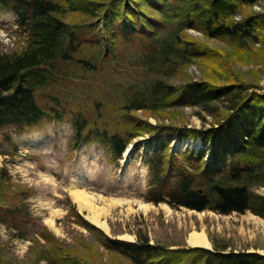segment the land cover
Listing matches in <instances>:
<instances>
[{"label": "trees", "instance_id": "16d2710c", "mask_svg": "<svg viewBox=\"0 0 264 264\" xmlns=\"http://www.w3.org/2000/svg\"><path fill=\"white\" fill-rule=\"evenodd\" d=\"M0 7L16 15L25 42L0 52V131L24 132L68 117L72 148L94 139L116 161L147 135L145 200L264 218V193L257 189L264 186V87L249 81L234 61L213 67L214 73L207 69L202 78L181 72L188 64L225 61L205 41L188 38L189 29L227 42L237 62L264 66V0H0ZM126 64L137 74L122 82L118 68ZM175 106L198 107L205 122L201 111L212 120L185 129L161 122L160 113ZM138 110L157 113L159 122L137 116ZM111 112L117 120L108 125ZM177 139H201L203 146L176 150ZM29 194L0 166V221L18 228L21 237V223L31 215ZM83 225L132 264H264L263 254L227 251V245L169 247ZM60 250L47 254L49 263L89 264ZM0 264H14L3 259L1 248Z\"/></svg>", "mask_w": 264, "mask_h": 264}, {"label": "rangeland", "instance_id": "374dc122", "mask_svg": "<svg viewBox=\"0 0 264 264\" xmlns=\"http://www.w3.org/2000/svg\"><path fill=\"white\" fill-rule=\"evenodd\" d=\"M17 27L16 15L0 7V52L22 48L25 42L16 31ZM187 37L205 41L225 61H220V65L215 59L205 66L188 64L181 71L186 77L192 74L202 78L207 75V69L214 73L213 67L224 69L226 62L234 61L237 70L243 72L249 81L264 87V66L248 61L237 62L227 42L207 38L195 29H189ZM118 69L122 82L135 79L137 72L131 65ZM199 110L194 106L169 107L160 113L164 117L160 121L183 129L207 126L212 117L201 111L207 117L205 122L198 114ZM114 113H110L113 116L109 115L108 125L117 120ZM135 114L153 123L159 122L157 113L138 110ZM7 133L10 134L8 140L4 137ZM73 135V124L68 117L57 124L47 121L24 132H17L15 127L0 131V166L9 169L14 183L29 189L25 202L28 213H31L29 221L21 223L26 234L24 237L15 232L18 228L0 221V248L4 260L14 264H51L45 257L53 248L60 247L58 254L77 255L89 264H132L124 256L104 247L98 232L88 229L83 225L84 221L114 238L137 240L140 235L147 237L150 243L169 247L193 246L189 242L190 232L203 230L211 242L209 248L214 244L227 245V251L264 255V218L257 214L250 211L229 214L209 209L199 211L145 200L150 177L143 154L147 151L145 145L150 136L136 138L127 148L130 152L116 161L111 152L94 139L81 143L78 150H71ZM189 141L177 139L173 142V149L186 148ZM74 180L81 189L97 197V204L115 201L104 215L109 224L108 231L90 219L89 209H82L75 201L70 190ZM259 191L264 193V186L259 187ZM141 203H149L151 207L145 209ZM52 217L54 226L47 222ZM42 234L47 236L48 242Z\"/></svg>", "mask_w": 264, "mask_h": 264}, {"label": "bare ground", "instance_id": "6f19581e", "mask_svg": "<svg viewBox=\"0 0 264 264\" xmlns=\"http://www.w3.org/2000/svg\"><path fill=\"white\" fill-rule=\"evenodd\" d=\"M198 142V146H197ZM202 140L198 139L195 140V145L199 148L203 146ZM129 153V149L125 151V154L127 155ZM79 183L77 180H74L70 190L71 194L74 197L75 201L78 202L79 206L82 209H89V214L88 216L90 219L96 223L97 225L103 227L106 231L109 230V224L106 219H104L105 213L108 211V207L113 206L115 204V201H105V205H99L96 202L97 197L93 194H91L89 191L81 189L79 187ZM259 191V187L257 188ZM100 197V196H99ZM141 206L144 207L145 209H148L151 207V204L149 203H141ZM247 212V211H246ZM251 212V211H250ZM245 213V212H244ZM253 213V212H252ZM255 214V213H253ZM47 222L50 224V226L55 225V220L54 218H48ZM189 242L193 246H205V247H210L211 242L206 234L205 231H200V230H192L189 235Z\"/></svg>", "mask_w": 264, "mask_h": 264}, {"label": "water", "instance_id": "95a60500", "mask_svg": "<svg viewBox=\"0 0 264 264\" xmlns=\"http://www.w3.org/2000/svg\"><path fill=\"white\" fill-rule=\"evenodd\" d=\"M205 247V246H204ZM207 248H209V247H207Z\"/></svg>", "mask_w": 264, "mask_h": 264}]
</instances>
